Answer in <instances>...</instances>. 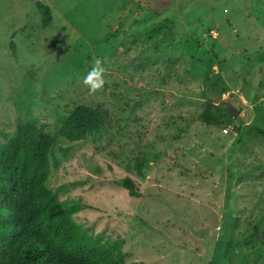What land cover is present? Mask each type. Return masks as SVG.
Listing matches in <instances>:
<instances>
[{
	"label": "rangeland",
	"instance_id": "1",
	"mask_svg": "<svg viewBox=\"0 0 264 264\" xmlns=\"http://www.w3.org/2000/svg\"><path fill=\"white\" fill-rule=\"evenodd\" d=\"M41 1L48 28L35 0H0V143L26 121L54 135L49 188L128 262L264 264V133L239 140L264 130V0ZM80 104L111 120L71 142L57 132Z\"/></svg>",
	"mask_w": 264,
	"mask_h": 264
},
{
	"label": "trees",
	"instance_id": "2",
	"mask_svg": "<svg viewBox=\"0 0 264 264\" xmlns=\"http://www.w3.org/2000/svg\"><path fill=\"white\" fill-rule=\"evenodd\" d=\"M34 5L42 27L48 28L53 21L50 6L41 0ZM110 120V110L101 104H80L67 112L57 133L78 142ZM252 131L264 133L245 125L239 140ZM55 143L56 137L33 121L19 123L15 135L0 143V264H141L128 262L125 252L82 228L72 216L77 207L59 200L49 188L51 168L61 160L56 156L51 160ZM69 151L68 146L61 147L60 156H68ZM137 169L141 173L139 165ZM116 183L130 196H140L130 177Z\"/></svg>",
	"mask_w": 264,
	"mask_h": 264
},
{
	"label": "clouds",
	"instance_id": "3",
	"mask_svg": "<svg viewBox=\"0 0 264 264\" xmlns=\"http://www.w3.org/2000/svg\"><path fill=\"white\" fill-rule=\"evenodd\" d=\"M104 73V66L101 64L100 60H96L83 80V83L88 86L90 92H95L103 86Z\"/></svg>",
	"mask_w": 264,
	"mask_h": 264
},
{
	"label": "water",
	"instance_id": "4",
	"mask_svg": "<svg viewBox=\"0 0 264 264\" xmlns=\"http://www.w3.org/2000/svg\"><path fill=\"white\" fill-rule=\"evenodd\" d=\"M210 99H212L218 103H221L222 108L225 111H227L232 118H236L238 116L239 110L237 109V107L234 106L232 103H230L226 100H223V98L221 96L210 95Z\"/></svg>",
	"mask_w": 264,
	"mask_h": 264
}]
</instances>
